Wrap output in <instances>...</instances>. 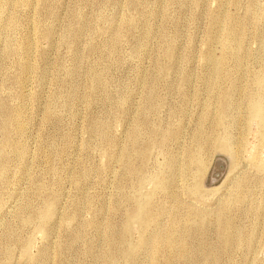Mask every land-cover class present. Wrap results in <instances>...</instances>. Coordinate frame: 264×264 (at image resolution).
Wrapping results in <instances>:
<instances>
[{"label":"rangeland","instance_id":"1","mask_svg":"<svg viewBox=\"0 0 264 264\" xmlns=\"http://www.w3.org/2000/svg\"><path fill=\"white\" fill-rule=\"evenodd\" d=\"M19 1L0 0V264H264V0Z\"/></svg>","mask_w":264,"mask_h":264},{"label":"bare ground","instance_id":"2","mask_svg":"<svg viewBox=\"0 0 264 264\" xmlns=\"http://www.w3.org/2000/svg\"><path fill=\"white\" fill-rule=\"evenodd\" d=\"M19 2H23V0H21V1H19ZM235 28V26H232V30ZM224 39H225V42H226V44H227V50H226V56L228 57V58H231V59H235V60H240V53H241V47H236V46H234V47H230V45L234 42V41H236L237 40V38L235 37V35H234V33H229L227 36L225 35V37H224ZM210 59H211V61H212V64H213V68H214V71L216 70V68H217V64H216V61H215V59L213 58V57H210ZM260 84L263 86V82L262 81H260ZM262 104H264V96H263V100H262V103H261V105ZM260 105V106H261ZM260 106H254L255 108L253 109V111H254V115L256 114L257 116L255 117L256 119H255V121L257 120L258 121V125L260 126V128H262V134H264V132H263V130H264V112H262L261 110H260ZM229 107V106H228ZM230 108V107H229ZM224 109V108H223ZM223 109H221V110H223ZM228 110V109H227ZM222 112V111H221ZM226 113V112H225ZM253 113V112H252ZM219 114V113H218ZM219 116H220V114H219ZM250 116V115H249ZM224 117V116H223ZM251 117V116H250ZM218 118V117H217ZM250 118H248V120H249ZM219 121V124L220 123H222L221 121H223V120H221V118H219L218 119ZM218 124V126H220ZM202 132V131H201ZM201 136H203V135H201ZM229 137V136H228ZM228 140L225 142L226 144H224V145H221V146H219V148H221V149H226V150H229V149H232V146H233V141L231 140V137L230 138H227ZM214 140V139H213ZM216 140V139H215ZM200 143H202V142H200ZM201 146V145H200ZM240 147V146H239ZM200 149V148H199ZM196 150V149H195ZM200 151V150H199ZM231 151H233V150H231ZM199 153V152H198ZM233 154V153H232ZM145 155V154H144ZM192 155H194V154H192ZM201 155V154H200ZM196 156V155H195ZM197 156H199V155H197ZM196 156V157H197ZM144 157V156H143ZM190 157V156H189ZM188 157V158H189ZM194 159V161L198 164V165H201V167L203 168L204 167V163H203V161L202 160H197V159H195V158H193ZM190 161V160H189ZM188 161V162H189ZM194 163V162H193ZM218 166L220 167L221 166V163H219L218 164ZM221 168V167H220ZM219 168V169H220ZM223 168V167H222ZM166 177V176H165ZM167 178V177H166ZM174 178V177H173ZM160 180V179H159ZM161 180H162V178H161ZM161 180H160V182H161ZM169 180V179H168ZM170 180H172V179H170ZM165 183H166V181H164ZM167 184V183H166ZM166 190V189H165ZM240 196V195H239ZM207 201H209V200H207ZM207 201H205V203H209V202H207ZM52 204V203H51ZM52 206L50 205L49 206V204H48V207L46 208V212H45V214H43V215H41L40 214V216L38 217V219L40 220V222L41 223H43V224H45V222L48 220V219H50L51 217H53V215H52ZM222 214H224V212H222ZM131 219H133V218H131ZM212 221V220H211ZM180 256L182 257L183 256V254H181L180 253Z\"/></svg>","mask_w":264,"mask_h":264}]
</instances>
